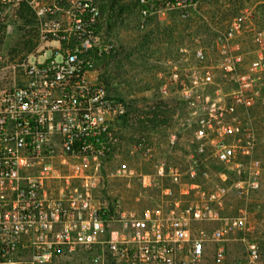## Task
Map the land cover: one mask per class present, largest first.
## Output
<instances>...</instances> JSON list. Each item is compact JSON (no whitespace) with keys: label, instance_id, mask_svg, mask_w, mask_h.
<instances>
[{"label":"built area","instance_id":"obj_1","mask_svg":"<svg viewBox=\"0 0 264 264\" xmlns=\"http://www.w3.org/2000/svg\"><path fill=\"white\" fill-rule=\"evenodd\" d=\"M201 1L136 0L138 24L171 14L188 18ZM21 6L37 17L40 43L19 64L23 82L0 87V264H25L27 251L32 263L47 264L79 248L91 255L89 264H250L258 258L256 243L247 244L248 259H232L228 249L248 222L246 210L230 211L232 195L248 200L264 172L253 155L256 130L239 108L248 113L264 105V29L252 27L249 9L233 18L219 43V67L237 87L211 92L207 51L186 56L194 66L175 68L172 77L181 87L177 104L190 109L181 125L195 127L189 145L177 147L184 139L178 129L157 134L163 142L153 133L138 135L131 155L154 160L164 143L168 152L184 154L180 162L158 157L155 174H140L124 160L129 102L113 95L98 72L122 48L107 36L101 0H0V32L9 10ZM241 37L254 40V51L235 42ZM111 159L118 161L114 175L128 186L138 178L155 191L142 210L127 208L109 191L102 171Z\"/></svg>","mask_w":264,"mask_h":264},{"label":"rangeland","instance_id":"obj_2","mask_svg":"<svg viewBox=\"0 0 264 264\" xmlns=\"http://www.w3.org/2000/svg\"><path fill=\"white\" fill-rule=\"evenodd\" d=\"M101 8L108 38L122 48L101 63L98 72L113 95L129 102V111L133 114L123 124L127 141L124 160L140 174H155L158 157L166 156L170 161L180 162L184 154L168 152L169 147L164 143L154 160H144L141 153L130 154L136 144V137L143 133H153L159 142H163L164 139L157 134L183 130L184 139L177 147L184 151L195 128L189 126V122L185 126L181 125L180 118L187 119L190 109L184 104H177L181 94L176 91L181 90V87L172 77L175 68L181 70L194 66L195 63L186 64L184 59L202 47L208 55L205 64L212 66L215 81L209 87L210 91L234 90L237 87L235 79L219 67V43L233 18L245 8L250 11L252 27L264 29V0H202L199 8L188 18L171 14L152 19L144 28L138 24L136 0H101ZM235 42L244 51L248 46L253 51L256 47L252 38L241 37ZM39 43L38 20L32 9L28 6L11 8L8 22L0 32V87L23 82L24 75L19 64ZM253 55L252 51L246 55L245 63L239 68L240 72L246 70L248 60ZM166 83L170 93L163 94V85ZM239 108L242 116L245 114L251 118L258 136V145L253 155L264 163V105H256L248 113L242 106ZM211 163L214 169L222 167ZM117 164L116 159H111L102 171L111 180L109 191L122 196L127 208L142 210L148 201L146 196L155 194V191L144 189L138 178L134 179L132 186H128L125 180L114 175ZM138 196L139 200L136 198ZM229 209L235 214L243 209L248 214L246 228L228 242L229 256L232 259H248L247 244L256 243L259 256L250 264H264V172L261 187L248 200L232 195ZM201 226L207 227L206 224ZM90 256L83 248L75 252L65 249L57 259L47 264H89ZM21 259L25 264H39L32 263L30 251L24 253Z\"/></svg>","mask_w":264,"mask_h":264}]
</instances>
